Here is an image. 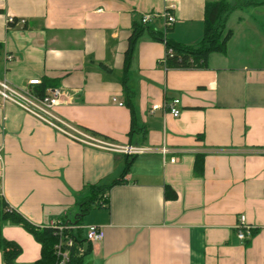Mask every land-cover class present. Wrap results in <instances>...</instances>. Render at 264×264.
Listing matches in <instances>:
<instances>
[{
    "label": "crops",
    "instance_id": "obj_1",
    "mask_svg": "<svg viewBox=\"0 0 264 264\" xmlns=\"http://www.w3.org/2000/svg\"><path fill=\"white\" fill-rule=\"evenodd\" d=\"M220 1L176 0V23L167 29L166 0H0V79L20 88L39 79L37 94L66 93L56 107L66 122L155 150L130 157L109 206L84 218L83 226L105 231L85 264H264V5L228 0L238 5L227 23L234 33L205 69L166 68V44L150 36L196 46L206 5ZM145 16L153 17L143 23L148 31L126 63ZM175 99L179 118L166 108ZM0 150L2 196L41 229L73 222L86 188L111 185L128 163L1 97ZM167 187L176 200L166 198ZM240 216L255 228L246 241L237 237ZM3 235L21 247L18 264L41 260V244L21 226L7 223Z\"/></svg>",
    "mask_w": 264,
    "mask_h": 264
},
{
    "label": "trees",
    "instance_id": "obj_2",
    "mask_svg": "<svg viewBox=\"0 0 264 264\" xmlns=\"http://www.w3.org/2000/svg\"><path fill=\"white\" fill-rule=\"evenodd\" d=\"M251 4L264 5V0H251ZM237 4H232L228 0L220 2H210L206 5L205 29L200 43L196 46H187L173 40H167L162 35L151 31L150 36L166 44L167 54L163 64L168 69L199 70L208 67L209 59L214 54H225L228 44L233 36V30L228 28V18L237 9ZM148 29L142 24L136 26L129 40V49L126 53V63L132 58L135 46L139 38ZM172 51V54L169 52ZM127 69V67H126ZM40 96L45 95L44 90L38 91ZM128 97L129 90L126 86ZM202 157H197L196 171L201 172ZM127 167L121 179L116 180L111 185L88 186L84 197L78 203V213L71 223L82 225L84 218L94 209L109 206V194L113 187L126 183L132 159L127 157ZM166 198L176 200L177 194L170 188H166ZM21 226L30 233L42 246V258L36 264H57L58 258L55 254V246L59 242L55 230L48 228H38L26 219L22 214L14 210L0 192V253L3 254L5 264H18L17 260L22 253L21 247L15 242L8 241L3 235L5 224ZM254 233V231H253ZM75 244L70 250L69 264H85L86 258L92 252V244L88 242L83 231H78L72 235Z\"/></svg>",
    "mask_w": 264,
    "mask_h": 264
},
{
    "label": "built area",
    "instance_id": "obj_3",
    "mask_svg": "<svg viewBox=\"0 0 264 264\" xmlns=\"http://www.w3.org/2000/svg\"><path fill=\"white\" fill-rule=\"evenodd\" d=\"M168 4V10L164 14L167 29L173 27L176 23V18L173 11L176 9V0H166ZM152 16H145L143 23L147 24L151 21ZM15 19H10V23H15ZM23 24L25 20L21 21ZM172 54V51L169 52ZM12 58L8 57V60ZM41 84V80L35 79L30 80L27 87L20 88L11 85L7 80L0 79V97L6 103H11L26 112L39 119L46 125L50 126L58 133L63 134L81 144L86 146L94 147L100 150L112 152L118 155H124L127 157L139 156L142 154L152 153L155 150L149 147L134 146V145H120L114 143L108 139L98 136L97 134L89 133L79 127L72 125L56 113V107L60 104L61 98L65 96V92L55 90L44 96L37 94L33 86ZM181 104L180 99H175L170 103L166 104V108L172 114L173 117L179 118L181 110L179 105ZM123 105V104H121ZM158 106H154L152 110H157ZM161 152L166 155L168 149L162 148ZM4 156L0 150V181L4 178L5 163ZM171 162L175 163L176 159H171ZM50 228L54 229L55 234L58 235L59 242L55 246V254L58 258L57 264H69L70 262V250L75 244V238L72 236L78 231H83L84 236L91 244L98 243L104 240L105 231L104 228L98 225H75L71 222L64 220H57L52 222ZM254 227L251 226L245 216H240L238 224L236 226L237 237L241 241L250 239L253 235Z\"/></svg>",
    "mask_w": 264,
    "mask_h": 264
}]
</instances>
